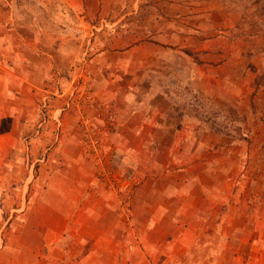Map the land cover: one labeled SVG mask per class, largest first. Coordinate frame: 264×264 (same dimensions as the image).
Segmentation results:
<instances>
[{
  "label": "rangeland",
  "instance_id": "374dc122",
  "mask_svg": "<svg viewBox=\"0 0 264 264\" xmlns=\"http://www.w3.org/2000/svg\"><path fill=\"white\" fill-rule=\"evenodd\" d=\"M0 114V264H264V0H0Z\"/></svg>",
  "mask_w": 264,
  "mask_h": 264
},
{
  "label": "crops",
  "instance_id": "0c3cea01",
  "mask_svg": "<svg viewBox=\"0 0 264 264\" xmlns=\"http://www.w3.org/2000/svg\"><path fill=\"white\" fill-rule=\"evenodd\" d=\"M203 15V14H202ZM233 25H235V24H231V27L233 26ZM234 27V26H233ZM182 31H181V28L180 27H177V28H172L170 31H164V32H160L159 33V38H158V40L160 41V43L162 44V45H164V47H166L167 49H169V51L172 49V48H169V46L168 45H171V44H173L174 46H176V45H179V46H182L183 45V38L185 37V38H189V36H181V33ZM130 44V43H129ZM130 45H132V43L130 44ZM165 54H167V52L165 53ZM5 87H6V89H8V87H9V85H8V79L7 80H5ZM131 107V109L132 110H134L135 109V107H137V106H134V107H132V106H130ZM138 109H139V106H138ZM145 113H146V111L145 110H143V109H139L138 111H136V112H134V114H133V116H132V119H133V121L131 122V124L129 123V126H130V129L132 130L131 132L134 134V136H132L131 138H133V139H153V136L152 135H155V134H157L158 133V131H151L150 130V128L148 127V126H145L144 124H143V122H145L146 123V121H145ZM158 114H160L159 112H157ZM0 116H1V123H4V120H5V118H9L8 117V113L5 111V113H4V116H5V118H3L4 116L2 115V114H0ZM142 116V118L141 119H139V117H141ZM136 119H137V122H135L136 121ZM138 119L141 121V122H138ZM189 120V121H186V120ZM195 119L193 118V117H183V121H181L180 122V124L179 125H177V130L179 131V132H190V130L193 128V125H194V122L197 124V122L196 121H194ZM187 122H191L189 125H188V123ZM1 128H2V126H1ZM2 131V133H4V130H1ZM6 131H7V128H5V133H6ZM19 136H21V135H19ZM167 137H172L170 134H167ZM19 138V137H18ZM20 138H22V137H20ZM22 149L21 148H17L16 149V151L13 153V155L14 156H16L20 161H22V158H21V156H22ZM9 163V162H8ZM7 164V163H6ZM11 165H5L6 166V169L8 170V171H10V172H13V173H17L18 172V167L17 166H15V163H13V162H11L10 163ZM12 166H13V169H12ZM1 168H3V166H1ZM181 170L182 169H180L178 172H181ZM208 170V168L207 169H205V171H207ZM3 171H5V170H3ZM50 175V174H49ZM49 175H47V177H49ZM39 180V179H38ZM184 181V180H183ZM174 182V181H173ZM176 182H178V181H176ZM54 183H56V182H54ZM20 185H22V184H20ZM20 185H19V188H20ZM6 187V184H3L2 185V187ZM34 186H36V187H39L38 185H37V183H36V185H33V184H28V183H25V185L22 187L21 186V188H23V189H25V191L26 192H32V193H34V191H30V189H33V188H35ZM67 186V184H66V182L64 183V187H66ZM55 187V186H54ZM30 197V196H29ZM33 199L34 198H36V197H32ZM30 199V202L31 201H33V199ZM37 198H38V202L40 203L41 201H45V199H43V197L42 196H37ZM81 197L80 196H77L76 198H75V200H73V206H75L76 204H78L79 203V201L81 200L80 199ZM51 203H53V202H51ZM82 216V215H81ZM65 217V222H64V225H63V228L61 229V230H59V232H58V235H61L62 233H60V232H65L66 231V229L68 228V226H69V223H70V219H71V217H70V215L69 214H67V215H65L64 216ZM73 218V217H72ZM74 219V218H73Z\"/></svg>",
  "mask_w": 264,
  "mask_h": 264
}]
</instances>
